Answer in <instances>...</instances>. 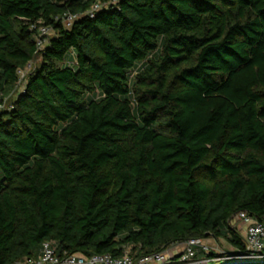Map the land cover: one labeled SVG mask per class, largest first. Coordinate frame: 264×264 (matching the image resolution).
<instances>
[{"label":"trees","instance_id":"trees-1","mask_svg":"<svg viewBox=\"0 0 264 264\" xmlns=\"http://www.w3.org/2000/svg\"><path fill=\"white\" fill-rule=\"evenodd\" d=\"M109 1L0 0V102L17 95L0 110V264L46 242L62 260L210 237L243 255L230 221L264 217V0H117L91 16ZM40 26L54 35L38 52Z\"/></svg>","mask_w":264,"mask_h":264},{"label":"built area","instance_id":"built-area-1","mask_svg":"<svg viewBox=\"0 0 264 264\" xmlns=\"http://www.w3.org/2000/svg\"><path fill=\"white\" fill-rule=\"evenodd\" d=\"M117 0H110L107 4L98 3L93 6L90 14L93 17L96 11L107 7L109 4L116 5ZM78 17L69 15L65 19V27L71 28ZM54 34L50 27L40 26L36 42L38 52L43 51L47 44V38ZM37 52V53H38ZM31 62L24 70L18 72V87L22 91L25 88L26 80L32 71ZM7 100L0 102V110L10 109ZM231 221L235 222L238 228L243 231L245 253L238 258L256 259L260 258L264 250V217L261 221L251 217L246 212L236 215ZM212 250L205 239H193L184 244L173 245L165 251L154 252L149 255L138 256L133 254L130 247L125 248L124 255L112 257L111 255H94L92 257L82 255H71L62 260L56 252L53 242H46L42 246L38 258L23 259L16 264H220L227 258L215 256L210 257ZM244 256V257H243Z\"/></svg>","mask_w":264,"mask_h":264},{"label":"rangeland","instance_id":"rangeland-1","mask_svg":"<svg viewBox=\"0 0 264 264\" xmlns=\"http://www.w3.org/2000/svg\"><path fill=\"white\" fill-rule=\"evenodd\" d=\"M54 34H52L51 36H53ZM50 36V37H51ZM40 63V59L38 58V60L36 62L32 63V69H34L38 64ZM20 89L17 90V92H19ZM16 93L13 95H9L8 97H6L7 103L8 105L11 104V102H13V100L16 98ZM230 227L235 229L237 232L240 233L241 236H243V231H241L237 224L233 221H230ZM207 243L210 245V248L212 250V252L219 257L225 258L227 260H233L236 259V255L235 254V250L229 245V243L226 241V239L224 238H215V237H210L209 239H207ZM238 258V257H237ZM223 263V262H221Z\"/></svg>","mask_w":264,"mask_h":264},{"label":"water","instance_id":"water-1","mask_svg":"<svg viewBox=\"0 0 264 264\" xmlns=\"http://www.w3.org/2000/svg\"><path fill=\"white\" fill-rule=\"evenodd\" d=\"M241 256V255H240ZM244 257V256H243Z\"/></svg>","mask_w":264,"mask_h":264}]
</instances>
